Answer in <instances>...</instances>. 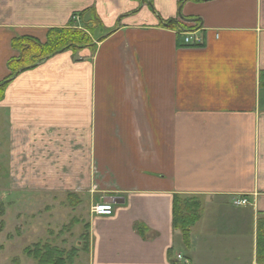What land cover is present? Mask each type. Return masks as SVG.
Wrapping results in <instances>:
<instances>
[{"label":"crops","instance_id":"1","mask_svg":"<svg viewBox=\"0 0 264 264\" xmlns=\"http://www.w3.org/2000/svg\"><path fill=\"white\" fill-rule=\"evenodd\" d=\"M83 11L95 48L21 73L0 101L16 181L87 200L89 264H264V0H0V81L13 38ZM180 11L202 44L164 24ZM175 195L201 204L189 246Z\"/></svg>","mask_w":264,"mask_h":264},{"label":"rangeland","instance_id":"2","mask_svg":"<svg viewBox=\"0 0 264 264\" xmlns=\"http://www.w3.org/2000/svg\"><path fill=\"white\" fill-rule=\"evenodd\" d=\"M180 32L186 36L187 31ZM16 52L18 56L19 51ZM49 58L20 69L12 81L21 73L37 67ZM9 126L7 113L0 110V264H39L38 259L30 257L25 252L26 248L35 249L37 245L41 248L48 245L64 251L68 261L66 264H89L88 254L84 248L86 241L83 238L86 233L85 223L88 220L87 200L75 201L72 204L63 194L55 196L52 192L41 191L39 188L34 191L24 188L26 186L33 188L32 186L18 183L15 173L13 174L15 168L9 165L6 132ZM16 175L20 177L22 174L19 171ZM246 200L247 203L242 206L250 203L247 198ZM71 250H78L72 261L68 255Z\"/></svg>","mask_w":264,"mask_h":264},{"label":"trees","instance_id":"3","mask_svg":"<svg viewBox=\"0 0 264 264\" xmlns=\"http://www.w3.org/2000/svg\"><path fill=\"white\" fill-rule=\"evenodd\" d=\"M153 10V7L151 5ZM86 11L80 14H75L70 24L65 27H55L48 29L45 40H40L38 37L32 35H21L12 39V47L19 51V55L12 57L7 62L9 74L0 81V99L3 97L6 86L12 81L14 75L22 68L35 65L40 60L51 57L60 51L73 50L78 51L85 47L95 48L94 41L95 28L97 21L93 20L88 24L84 20ZM182 22L177 20H168V26L180 29V31H195L199 24L187 27L185 21H198L193 18H187L180 14ZM76 17H79L78 20ZM166 23H164L166 25ZM107 36H102L98 41L103 40ZM200 201L196 197L182 198L175 195L173 204V226L175 229H180L183 234L184 243L186 246L190 245L191 232L190 228L200 219ZM88 234L85 233L83 238L86 243L84 248L88 250ZM26 254L30 257L39 260V264H66L67 258L65 252L57 248L46 246L41 248L39 245L35 249L30 247L25 249ZM78 254V250L69 251L68 255L71 261L73 257ZM173 264H176L173 261Z\"/></svg>","mask_w":264,"mask_h":264},{"label":"built area","instance_id":"4","mask_svg":"<svg viewBox=\"0 0 264 264\" xmlns=\"http://www.w3.org/2000/svg\"><path fill=\"white\" fill-rule=\"evenodd\" d=\"M185 42L192 44V45H200L202 44L203 40L201 38L194 37V32L187 31L185 32ZM234 205L236 206H242L243 204L247 203L246 198H237L234 199ZM92 212L95 213L98 216H111L114 213V205L112 202H105L101 201L96 203L92 207ZM178 259L183 260L185 263H187V260H185L181 255L177 256Z\"/></svg>","mask_w":264,"mask_h":264},{"label":"water","instance_id":"5","mask_svg":"<svg viewBox=\"0 0 264 264\" xmlns=\"http://www.w3.org/2000/svg\"><path fill=\"white\" fill-rule=\"evenodd\" d=\"M170 21H172V20H170Z\"/></svg>","mask_w":264,"mask_h":264}]
</instances>
